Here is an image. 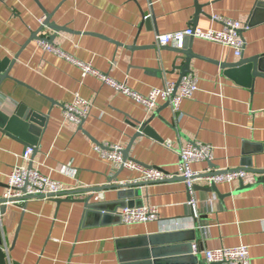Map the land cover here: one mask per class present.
<instances>
[{
    "label": "crops",
    "instance_id": "obj_1",
    "mask_svg": "<svg viewBox=\"0 0 264 264\" xmlns=\"http://www.w3.org/2000/svg\"><path fill=\"white\" fill-rule=\"evenodd\" d=\"M197 4L202 7L198 26L204 29H221L212 20L215 16L253 22L243 33L244 54L246 58L264 55V10L258 0H0V63L9 60L0 72V110L10 115L34 111L45 123L29 162L22 156L31 146L0 130V199L16 165H32L73 193L63 197L72 202L33 199L7 206L0 215V229L9 264H121L118 242L131 239V248L125 251L138 255L149 246L133 240L173 233L187 237L192 233V244L198 248L195 255L203 260L205 251L244 245L251 264H264L263 185L235 195L240 186L237 180L217 185L218 193H214L208 190L212 184L202 179L190 195L178 177L149 183L141 187L134 207H155L160 219L133 226L119 218L124 209L115 206L116 189L92 196L91 205L100 209H87L81 201L91 194L79 192L108 186L116 176L112 186L139 180L138 171L121 170L95 147L126 150L150 120L163 141L151 135L134 141L130 159L143 167L176 176L183 147L202 143L214 149V170L245 169L264 177V79H255L252 90L233 82L221 64L240 57L220 44L195 39L192 51L198 57L192 60L190 73L198 79V91L182 102L178 114L167 104L151 112L40 46L46 39L65 54L147 96L166 81L182 80L186 62L176 61V48L159 47L156 38L193 27ZM48 15L50 23L61 30L43 25ZM189 44L187 39L185 45ZM76 96L90 108L81 125L63 115V106ZM193 169L202 173L211 166L201 161Z\"/></svg>",
    "mask_w": 264,
    "mask_h": 264
},
{
    "label": "built area",
    "instance_id": "obj_2",
    "mask_svg": "<svg viewBox=\"0 0 264 264\" xmlns=\"http://www.w3.org/2000/svg\"><path fill=\"white\" fill-rule=\"evenodd\" d=\"M212 20L222 25L221 29H204L202 27H189L181 32L163 34L157 36L159 47L174 46L176 49H181L185 45V41L190 38L204 40L213 44H220L225 48L230 49L237 57H242L246 42L241 34V31L248 30L247 24H243L236 20H230L215 16ZM40 46L47 52H52L60 57L77 65L84 76L92 75L100 79L104 84L112 87L116 91L131 97L136 103L145 107L149 111H155L160 104H167L173 111L178 114L181 112V104L184 100L191 99L197 90L198 79L194 73H189L182 78L179 83L166 81L163 88H154L147 96H142L137 92L132 91L125 83H120L112 79L110 76L96 70L92 64L84 63L65 54L58 46L48 43L44 40L40 41ZM82 106L83 108H80ZM63 115L66 120H69L77 125H81L90 115L89 105L79 96H76L74 101L63 106ZM171 148L172 145L169 143ZM98 151L104 158L115 163L116 165L128 170H136L140 173L139 180L134 183H163L175 177L182 178L187 186V190L191 195L196 181L206 179L211 184L219 185L223 183H233L237 180L244 182L245 185L253 183L257 174L245 169L237 170H219V175L208 176L213 173L212 169L199 173L194 171L193 165L201 163V161L212 162L214 149L211 146L191 143L180 151V165L176 176L170 175L165 171L155 167H143L137 162L124 161L122 156V147L112 145H96ZM34 155L33 148H27L22 158L29 162L32 161ZM68 190L66 187L48 176L43 175L38 169L30 168L25 165H16L12 168L9 175L8 188L4 199L7 200L6 205H19L24 202L27 197L41 196L43 199L58 197L64 195ZM194 208L191 199L189 203ZM160 216L155 207L140 206L125 208L121 213L122 223L133 226V224H146L152 221H158ZM194 252L198 251L196 246H193ZM205 260L207 264H251L249 248L240 245L237 248H221L219 250L205 251Z\"/></svg>",
    "mask_w": 264,
    "mask_h": 264
},
{
    "label": "water",
    "instance_id": "obj_3",
    "mask_svg": "<svg viewBox=\"0 0 264 264\" xmlns=\"http://www.w3.org/2000/svg\"><path fill=\"white\" fill-rule=\"evenodd\" d=\"M258 1H259V8L264 10V0H258ZM201 13H202V7L201 5L197 4L195 22L193 28H196L198 26L197 19H198V15ZM146 21L149 23V19H146ZM252 23L253 22L247 23L248 28H251ZM43 25L48 26L56 31L61 30L60 27L50 23V15H48V18L45 19ZM243 33L244 30L241 31L242 36ZM189 40H190V44L188 46L184 45L183 48L174 50V53L177 56L176 61L183 60L186 62L182 68L183 77L190 73L191 71L190 64L194 58L198 57L192 51V44L195 39L190 38ZM44 41L49 42L46 39H44ZM8 62L9 60L0 63V72H4V68L7 66ZM221 66L224 68V75L227 78L247 89L252 90L255 79L257 78L264 79V55H256V56H252L251 58H246L245 54L243 53V56L240 57L238 60H235L232 63H227V62L222 63ZM150 121H148L147 124L141 126L142 130L138 131L136 135L133 136L129 144L130 146L126 150L123 149L122 156L124 161L132 160L130 159L129 153L131 151V147L133 146L132 144L137 138L143 137L145 135H151L155 139L161 142L163 141L162 138L156 133L154 128L149 125ZM44 126H45L44 117L37 112L32 111L30 113L29 111L27 114H24L22 110H20L10 115L0 110V130L16 136L18 139L22 140L24 144H28L29 146H31L28 148H33L34 153H36L37 146L39 143V138L42 134V130ZM209 165L211 166V169H213V163L210 162ZM32 167L33 166L30 165V168ZM121 170H123V167H121ZM219 173L213 169V173H210L209 175H205V177L216 176L219 175ZM116 180H117V176L110 179L109 181L110 185L108 186L92 188V189H84L82 191H79L82 193L91 194V196L87 200L81 202H83L86 205L87 209H94V208L100 209L98 207H94L91 205L90 201L92 199V196L96 193L103 192L109 188H114L118 191L117 202H116L117 204L115 206H117V208L119 209L132 208L136 206L137 204L136 200L137 199L140 200L141 198V191H140L141 187L145 185H149V183H152V182L132 183V184L120 183L112 186L111 185L112 182ZM255 185L264 186V177L261 178L257 177L254 184L247 186L244 184V182L240 181V186L234 192V194L236 195L238 192L252 189L253 187H255ZM195 190H196V186L193 187V191ZM208 190L214 193H218L217 187L214 184H212L211 188H209ZM70 194L73 193L67 192L64 195H60L58 197H51L50 199L57 204H61L63 202H72V200L63 199V197L69 196ZM33 199H43V197L41 196L27 197L24 199V202L26 204V202ZM6 203H7L6 199L4 198L0 199V215H4L7 209ZM24 209H25V205H24ZM119 218H121V216H119ZM188 236L189 237H187V234L173 233L168 235L151 236V238L148 241L141 240L142 241L141 242L140 239L133 240L134 242L139 241V244H142L145 247L149 246V249L145 250L144 253L138 255H134V254L132 255V252L125 251L127 246L131 248V239H129L128 241L118 242L117 243L118 249L122 250V254L119 255L120 262L121 264H207L206 260L201 259L199 254L195 255L193 246L196 245L192 244L194 240L193 234L189 233ZM168 244H174V246L167 247ZM3 245H4L3 234L0 229V264H9L7 259V254L3 249ZM139 258H141L144 261L142 263L139 261L138 263Z\"/></svg>",
    "mask_w": 264,
    "mask_h": 264
}]
</instances>
